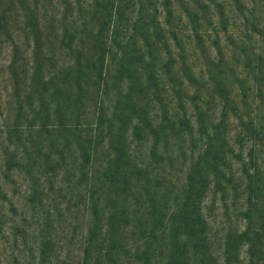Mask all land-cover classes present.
<instances>
[{"label": "trees", "instance_id": "trees-1", "mask_svg": "<svg viewBox=\"0 0 264 264\" xmlns=\"http://www.w3.org/2000/svg\"><path fill=\"white\" fill-rule=\"evenodd\" d=\"M0 5V264H264V0Z\"/></svg>", "mask_w": 264, "mask_h": 264}, {"label": "rangeland", "instance_id": "rangeland-1", "mask_svg": "<svg viewBox=\"0 0 264 264\" xmlns=\"http://www.w3.org/2000/svg\"><path fill=\"white\" fill-rule=\"evenodd\" d=\"M1 7L2 6L0 5V8ZM17 34H18V30L17 29H13V27L6 28V29L3 28L2 30H0V68L4 64L5 60H7L8 57H9V51H8L7 47H8L9 44H11L12 40H16L17 39ZM20 40H21V44H22V46L20 48V51L22 52V55L20 54V58H21V60H23V58L25 57V50L27 49V44L25 43V39L23 38V34L22 33H20ZM3 84H4V82L1 81V77H0V88L3 87ZM0 111H1V109H0ZM4 114H5V112L3 113V115L0 116V131L3 129L1 120L4 117ZM26 186H27V180H25V181H20L19 180L18 187H17L16 190H19L21 192V195H23ZM34 203H36V202H34ZM37 203H38V200H37ZM25 204L27 205L28 203H25ZM33 205L34 204H30L29 203V206H33ZM81 214H82V216L84 215V217L80 216V221H79L78 227H77V234L78 235H80L81 233L84 232V229H85V227L87 225V216H86V212H83V208H82V212H80V215ZM66 215H68V214H66ZM44 217L47 218V216L42 214L41 218H44ZM81 217H82V219H81ZM10 218H12L11 215H10ZM49 234H52V229L49 231ZM78 246H79V242L76 241L74 244H71V245L66 244L64 246V248L67 247V250L68 249L72 250V252H74L75 254H78V250H77Z\"/></svg>", "mask_w": 264, "mask_h": 264}]
</instances>
